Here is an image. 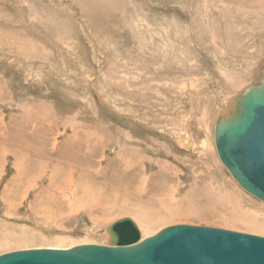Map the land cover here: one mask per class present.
<instances>
[{
	"label": "rangeland",
	"instance_id": "obj_1",
	"mask_svg": "<svg viewBox=\"0 0 264 264\" xmlns=\"http://www.w3.org/2000/svg\"><path fill=\"white\" fill-rule=\"evenodd\" d=\"M263 81L264 0H0V255L109 245L124 218L143 241L177 225L264 238V202L214 144ZM86 132L93 166L57 162L50 143Z\"/></svg>",
	"mask_w": 264,
	"mask_h": 264
},
{
	"label": "water",
	"instance_id": "obj_2",
	"mask_svg": "<svg viewBox=\"0 0 264 264\" xmlns=\"http://www.w3.org/2000/svg\"><path fill=\"white\" fill-rule=\"evenodd\" d=\"M236 104L232 116L215 126V147L236 183L264 202V81ZM107 232L109 245L19 250L0 255V264H264V238L259 236L177 225L139 242V230L128 218Z\"/></svg>",
	"mask_w": 264,
	"mask_h": 264
},
{
	"label": "bare ground",
	"instance_id": "obj_3",
	"mask_svg": "<svg viewBox=\"0 0 264 264\" xmlns=\"http://www.w3.org/2000/svg\"><path fill=\"white\" fill-rule=\"evenodd\" d=\"M93 5V4H92ZM92 14V13H91ZM242 99V98H241ZM232 116V115H231ZM25 125V124H24ZM23 126V125H22ZM27 126V125H26ZM27 128V127H26ZM25 128V129H26ZM30 128V127H29ZM22 128H20V130H21ZM24 129V130H25ZM39 130V129H38ZM28 132V131H27ZM10 134V133H9ZM9 134H8V136H9ZM81 134V133H80ZM14 135V134H13ZM79 136V135H78ZM14 137V136H13ZM76 137V140H77V142H73V144H69V145H66L64 148L65 149H67V151L66 150H62V149H58V148H55L54 147V145H53V143H50V148H49V150H50V152H55L56 154L58 153L59 154V156H61L60 158H57L58 160H57V162L59 161V162H61V164L63 165V166H67L68 168H70V170H72L73 168H77L76 166L80 163L81 164V166L79 165L78 166V168L80 169V167H81V169L80 170H83V169H87V168H89V167H92L93 166V159H94V156H93V154L91 153V151H92V149H94V147H95V139H94V134H91V133H83V134H81V136H79V137H77V136H74V137H72V139H70V140H73V138H75ZM97 137V136H96ZM38 138V137H37ZM39 139V138H38ZM98 139H99V137H98ZM37 140V139H36ZM44 142V141H43ZM100 142V141H99ZM33 143V142H32ZM70 143H72V142H70ZM15 144V143H14ZM214 144H215V139H214ZM10 145V144H9ZM21 144H18V147L20 146ZM23 145V144H22ZM14 146V145H13ZM16 146V145H15ZM30 146V147H29ZM29 146H27V149L28 150H31L30 152H31V155H33V156H35L36 154H39V153H37L36 151L38 150L37 149V146L36 145H34V144H32V146L31 145H29ZM17 147V146H16ZM20 147H22V146H20ZM18 148L20 151L22 150V148ZM185 147H187V146H185ZM96 149V148H95ZM24 150V149H23ZM215 150H216V147H215ZM18 151V150H17ZM52 154V153H51ZM61 154V155H60ZM50 155V154H49ZM217 156H218V152H217ZM218 159H219V157H218ZM219 161H220V159H219ZM56 162V163H57ZM221 162V161H220ZM55 163V164H56ZM60 164V163H59ZM92 164V165H91ZM221 164H222V162H221ZM58 165V164H57ZM76 165V166H75ZM223 165V164H222ZM223 167H225L224 165H223ZM77 168V169H78ZM226 168V167H225ZM227 169V168H226ZM228 170V169H227ZM76 172V171H75ZM229 172V171H228ZM85 173V172H84ZM98 173V172H97ZM115 173V172H114ZM71 175L69 176L70 177V179H72L73 178V175H76L77 176V178L79 179L80 178V176H82V174L80 175V173L78 172V174H76V173H74V172H72V173H70ZM100 174H102V172L100 171ZM117 174V173H116ZM230 174V173H229ZM85 175H88V177H96L97 178V174L96 175H92V174H85ZM85 175H83V176H85ZM118 175V174H117ZM231 175V174H230ZM68 176V175H67ZM82 176V177H83ZM116 176V175H115ZM121 176V175H120ZM87 177V176H86ZM113 177H114V175H113ZM232 177V176H231ZM111 178V177H110ZM116 177H114L113 179H115ZM233 178V177H232ZM234 179V178H233ZM235 181V180H234ZM236 182V181H235ZM77 186V185H76ZM75 186V183H73V182H66L65 184H64V186L62 187V188H59V187H57V188H55V189H57L58 191H59V193H60V195L63 197V198H65V197H67L68 195H70L69 197L71 198V197H74V196H76V194L74 193L75 192V188L74 187H76ZM49 189V188H48ZM58 193V192H57ZM231 198V197H230ZM233 198V197H232ZM185 215V214H184ZM231 221V220H230ZM235 221V220H234ZM238 221V220H237ZM250 224V223H249ZM252 225V224H251ZM254 227V226H253ZM111 237V236H110ZM141 237V236H140ZM143 240L141 239L139 242H142ZM80 247V246H79ZM50 249H55V250H58V249H56V248H52V247H50ZM72 249V248H71ZM34 250H37V249H34ZM67 250H70V249H67ZM67 250H64V251H67ZM61 251H63V250H61ZM8 254V253H7Z\"/></svg>",
	"mask_w": 264,
	"mask_h": 264
}]
</instances>
